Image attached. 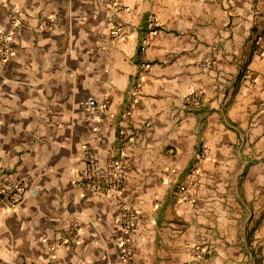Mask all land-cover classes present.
<instances>
[{"label": "crops", "instance_id": "1", "mask_svg": "<svg viewBox=\"0 0 264 264\" xmlns=\"http://www.w3.org/2000/svg\"><path fill=\"white\" fill-rule=\"evenodd\" d=\"M10 8L22 24L0 61V175L38 193L0 206V264H120L122 243L141 264L255 263L264 0H0V30ZM91 158L118 165L119 194L80 186Z\"/></svg>", "mask_w": 264, "mask_h": 264}, {"label": "built area", "instance_id": "2", "mask_svg": "<svg viewBox=\"0 0 264 264\" xmlns=\"http://www.w3.org/2000/svg\"><path fill=\"white\" fill-rule=\"evenodd\" d=\"M7 17L9 26L6 29L0 30V61L2 62H7L14 55L13 37L17 28L22 24L21 12L16 8H10L7 11ZM112 36L121 38L123 36L122 29L114 27ZM256 49L259 53L264 51V30L256 39ZM244 72L246 75L251 74L250 70H244ZM137 90L138 85L136 84L133 87L134 93ZM197 101L195 98L192 102L185 103L182 108L187 109L190 105L197 103ZM84 105L92 114L109 115V109L106 106L100 105L94 97H89ZM97 166L96 160L91 158L87 165L86 176L80 183V186L83 189L100 192L105 196L119 194L123 190L125 177L118 171V165L110 164L103 169L102 173H98ZM37 193L36 182L33 177H21L14 172H6L0 175V206L8 210L15 208L28 197L36 196ZM138 213L132 207L124 209L122 217L119 219L124 234L130 235L135 231ZM70 231L77 233L79 231V223L74 222L70 227ZM120 264H141L134 258V253L131 249L125 247L124 243L121 245Z\"/></svg>", "mask_w": 264, "mask_h": 264}, {"label": "rangeland", "instance_id": "3", "mask_svg": "<svg viewBox=\"0 0 264 264\" xmlns=\"http://www.w3.org/2000/svg\"><path fill=\"white\" fill-rule=\"evenodd\" d=\"M249 248V247H248ZM249 251L251 250L250 248L248 249ZM253 250H256V254H257V258H256V256H255V263L254 262H249L248 260H246V262H245V264H263V263H261L259 260H262V261H264V254H263V252H262V249L260 248V247H258V244H257V246L255 247V248H253ZM246 255H247V253H245Z\"/></svg>", "mask_w": 264, "mask_h": 264}]
</instances>
